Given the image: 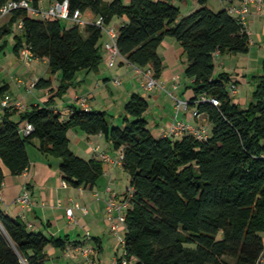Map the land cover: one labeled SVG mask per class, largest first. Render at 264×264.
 <instances>
[{
    "label": "trees",
    "instance_id": "obj_1",
    "mask_svg": "<svg viewBox=\"0 0 264 264\" xmlns=\"http://www.w3.org/2000/svg\"><path fill=\"white\" fill-rule=\"evenodd\" d=\"M7 0H0V8ZM63 2L64 0H54ZM69 13L109 24L124 17L117 48L137 68L150 67L159 78L164 64L158 47L173 37L182 48L188 103L207 116L209 133L199 140L154 137L144 116L148 102L133 92L124 104L123 125H112L106 111L70 105L66 120L49 104L74 86L80 70L96 72L103 60V31L94 23L66 26L65 19L34 17L18 8L1 34H9L19 19L13 50L27 46L34 58H45L59 80L53 96L42 105L2 109L0 160L11 175L27 169V147L38 140L39 150L60 159L62 179L74 188L92 189L103 174L97 159H84L69 147L67 132L79 128L101 133L113 149L122 150V168L132 188L125 213L123 254L115 264H258L264 231V54L261 72L251 76L254 87L247 104L229 93L233 82L226 71L215 72L216 57L247 53L250 37L227 7L212 10L208 0L179 17V8L162 0H67ZM227 3L241 0H221ZM264 1V0H263ZM37 7V0L33 1ZM40 78L37 88H51ZM0 86V94L7 88ZM201 96L215 98L218 105ZM30 123L33 130L22 134ZM4 174L0 166V192ZM64 248L65 239L34 232L18 217L0 210V264H47V246Z\"/></svg>",
    "mask_w": 264,
    "mask_h": 264
},
{
    "label": "crops",
    "instance_id": "obj_2",
    "mask_svg": "<svg viewBox=\"0 0 264 264\" xmlns=\"http://www.w3.org/2000/svg\"><path fill=\"white\" fill-rule=\"evenodd\" d=\"M47 1V6L42 8L40 0H37V7L47 9L56 3L54 0ZM162 1H168L177 6L180 11L179 17L199 6L197 0ZM122 2L127 4L129 0H122ZM216 5L219 9H223L229 3L218 0ZM182 10L185 14H182ZM10 16L11 13L0 18V86H8L0 94V101L4 95H8L11 103L17 101L21 103L22 108L18 110H22L34 105H42L53 96L59 75L58 73L54 75L50 73L45 58H29L14 52V28L15 25L17 27V23L11 26L9 34H1L4 31V26H7L8 23L6 22ZM67 21L66 26L73 25L70 20ZM125 22L124 17H114L105 26L113 27L118 31ZM250 27L258 38L253 42L250 41L247 53L234 54L236 57L233 58L226 55L218 56L224 65L222 68L218 67L219 71H226L231 75L232 81H236V89L246 87L244 97H239L237 90L233 96L241 104H247L250 100L254 87L251 76L261 72V69H258L253 63L250 47L252 44L258 48L257 52L261 54L259 57L262 61L264 54V1L260 9L255 5L249 9L246 23L249 37L251 35ZM103 35L105 36L104 42L101 43L103 66L100 65L96 72L78 71L75 75L74 86L61 98H54L49 106L61 114L62 120H66L70 112L69 106H78V98L85 96L90 109L106 111L111 124L121 126L123 125L124 104L133 92H138L148 102L144 116L151 134L154 137L166 136L175 114V101L171 94L186 102L193 95L191 89H185L191 80L184 77L185 63L181 46L173 37L163 39L157 51L165 66L158 78L164 89L147 91L140 85L141 74L135 65L125 60H119L114 66L108 65L107 54L104 49V43L108 40V36L104 32ZM7 48H11L12 52H7ZM7 75H10L11 83L5 82ZM40 78H51V88H37L35 83ZM115 78L120 80V84H114ZM195 108L194 105L188 103L185 108L180 109L178 118L193 126L204 124L209 127L207 116L204 113H200L199 116L192 115ZM0 112L2 113L1 107ZM67 137L69 147L76 155L86 160L94 158L103 164V174L97 179L93 188H74L66 184L59 171L60 159L39 150V141L34 140L27 147L29 166L21 174L11 175L0 160L4 174L0 192V210L10 216L20 218L34 232L41 231L45 235L65 239L63 249L54 248L51 245L47 246V255L53 253L55 256H61L60 259L66 260L68 264H79L82 260L86 261L81 247H93L94 253L91 257L97 258L104 254L106 236H109L106 237L108 244L116 241L110 232L105 215V199L109 194L106 189L110 187L111 191L120 197L124 193L123 186L127 180L129 181V176L123 170L122 165L103 162L99 159L98 155L101 152L117 158L122 151L121 148L113 149L101 133L88 135L79 128H71L67 132ZM128 187L126 186V189ZM24 189L28 191L33 201V205L26 210L15 201ZM67 208H73L76 223H72L67 217ZM123 234L124 229L121 228L119 235L123 237ZM261 235L264 246V231ZM67 250H71L73 253L68 257H63L64 253H68ZM258 264H264V248Z\"/></svg>",
    "mask_w": 264,
    "mask_h": 264
},
{
    "label": "built area",
    "instance_id": "obj_3",
    "mask_svg": "<svg viewBox=\"0 0 264 264\" xmlns=\"http://www.w3.org/2000/svg\"><path fill=\"white\" fill-rule=\"evenodd\" d=\"M33 1L34 0H7L0 8V18L11 13L15 9L22 8L26 9L30 13V15L34 17H39L42 19L48 16L57 17L70 20L73 24H76L80 27H83L88 23H94L96 26L100 27L102 31L108 36V40L104 43L108 65L114 66L119 60H125L120 54L116 45L118 31L113 27L105 26L104 18L102 16L99 15L94 21H88L81 16V13L77 9L74 10L72 14H70L67 0H64L63 2H56L50 5L47 9L34 7ZM262 3L263 0H241L238 2L230 3L227 6V10L231 15L235 16L239 20V22L246 28L247 15L249 13L250 7L255 5L258 9H260ZM21 28L22 22L19 19L17 22L18 32H20ZM20 53L24 56H28L29 58L33 57L31 50L27 46H24L20 50ZM137 71L141 74L140 85L144 90L150 91L159 88L164 89L159 80L153 76L152 69L150 67H146L144 69L137 68ZM113 82L116 85L120 84V80L118 78H115ZM228 90L231 95L235 94L236 85L231 83L228 87ZM171 96L175 101V114L168 127L166 136H171L179 139L186 134H190L199 140L206 139L209 133V127L204 124L193 126L190 123L179 119L178 112L181 108H185L188 102L183 101L172 94ZM200 99L202 101L208 100L212 104L218 105V101L215 98H206L205 96H201ZM78 103L81 108L85 110L90 109L87 98L85 96L79 97ZM9 106H13L17 109L22 108L20 102L17 101L11 103L9 96L4 95L0 101V107L1 109H4ZM192 115L199 116L200 113L195 108L192 111ZM32 130V124L26 123V125L20 129V132L22 134H28ZM98 157L103 162H112L114 164L122 165V151L117 158H113L109 154L104 152L99 153ZM106 190L109 193L105 199L106 220L108 221L110 232L114 235L116 242H118L119 246L123 248L124 238L119 235V231L121 228L125 229V213L126 210L131 207L130 198L132 195V188L129 186L120 197L115 192L111 191L110 187H107ZM15 201L25 210L33 205V201L26 189H24V191L19 197H17ZM66 215L72 223H76L73 215V208H67ZM81 250L86 257L87 264H94L91 257L94 253V248L81 247Z\"/></svg>",
    "mask_w": 264,
    "mask_h": 264
},
{
    "label": "rangeland",
    "instance_id": "obj_4",
    "mask_svg": "<svg viewBox=\"0 0 264 264\" xmlns=\"http://www.w3.org/2000/svg\"><path fill=\"white\" fill-rule=\"evenodd\" d=\"M216 3H218V0H209L207 5H208V7L210 9L216 11V10H219V7H217L218 5H216ZM47 4H48L47 0H40V6L42 8H45L47 6ZM182 14H185L183 12V10H182ZM63 24L67 25L68 21L64 20ZM249 29H250V32H251L250 41L253 42V40L258 38V36L254 33V30L252 29V27H250ZM14 31H15V34L19 33L16 25H15ZM104 35L100 39L101 43L104 42V40H105V36ZM250 48H251V54H252L251 56L253 57V60H254V61L252 60L254 65H256V67L258 69H261L260 68L261 67V63H260L261 59L259 57L261 54H259L257 52L258 48H256V46L252 45V44H251ZM6 50L9 53L12 52L11 48H7ZM226 56L227 57L231 56L232 58L236 57V56H234V54H226ZM215 61H216V65H217V67L215 69V72H219V68H222V66H224L223 62L220 61L218 57H216ZM102 66H103V61L101 63V67ZM5 82L11 83L10 75L5 76ZM236 90L238 92V96L239 97H244L246 95V87L245 86H243L240 89H236ZM126 186L127 187L129 186V181L128 180H127V182L124 183L123 192L126 191ZM123 236H124V234H123ZM106 237L108 238L109 236H106ZM106 237H105V240H106L105 241V245L106 246H105L104 254L103 255H99L97 258H93L92 257V260H93L94 264H115L116 257H119V256H121L123 254V248L121 246H119L118 242L113 241L112 243L108 244V241H107L108 239ZM67 252L69 254L68 253L67 254L64 253L63 257H68L70 254L73 253V251H71V250H67ZM48 253H49V251H48ZM60 258H61V256H58V255L55 256L53 253H51L50 255H47V264H68V262L66 260H61ZM79 264H87V261L82 260Z\"/></svg>",
    "mask_w": 264,
    "mask_h": 264
}]
</instances>
